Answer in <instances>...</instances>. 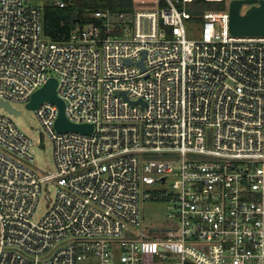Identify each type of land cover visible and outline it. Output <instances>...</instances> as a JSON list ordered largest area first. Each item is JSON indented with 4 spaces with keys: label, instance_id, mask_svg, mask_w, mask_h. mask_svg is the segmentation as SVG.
Here are the masks:
<instances>
[{
    "label": "built area",
    "instance_id": "built-area-1",
    "mask_svg": "<svg viewBox=\"0 0 264 264\" xmlns=\"http://www.w3.org/2000/svg\"><path fill=\"white\" fill-rule=\"evenodd\" d=\"M197 1L97 10L54 42L42 6L0 0V101L28 104L55 78L68 121L91 126L62 133L55 104L35 110L49 174L0 107V264H264V37L230 33L234 0ZM148 202L168 223L144 231Z\"/></svg>",
    "mask_w": 264,
    "mask_h": 264
},
{
    "label": "rangeland",
    "instance_id": "rangeland-1",
    "mask_svg": "<svg viewBox=\"0 0 264 264\" xmlns=\"http://www.w3.org/2000/svg\"><path fill=\"white\" fill-rule=\"evenodd\" d=\"M143 0H135V5H139ZM149 1V0H144ZM29 4L32 6H46L50 4H55L56 0H28ZM150 5V4H146ZM248 6H244L243 10L246 11ZM189 29V24H188ZM77 28H81L77 26ZM199 32L189 34V38H198ZM50 76L55 75L50 73ZM12 105L21 111V115L12 116L14 121L17 123L18 127L26 133L30 138L34 140L37 144L38 141L40 145H35L33 147L32 153L35 158V166L41 171L49 174H54L56 172V165L54 159V142L51 139L49 133L41 125L40 120L37 116L35 110H29L26 103H12ZM4 111L0 109V113ZM50 195L51 200L54 199L56 194V186L54 182H48L44 186L43 194L40 197L39 203L35 210L34 220H41L50 209V202L47 195ZM143 222H144V231H149L150 228L154 226H160L161 224L168 223V210L165 204L148 202L143 205Z\"/></svg>",
    "mask_w": 264,
    "mask_h": 264
},
{
    "label": "water",
    "instance_id": "water-1",
    "mask_svg": "<svg viewBox=\"0 0 264 264\" xmlns=\"http://www.w3.org/2000/svg\"><path fill=\"white\" fill-rule=\"evenodd\" d=\"M243 6H250L242 13ZM229 30L236 37H264V1L260 0H234L229 7ZM138 65L144 69L143 60ZM57 79L51 78L47 84L31 98L27 104L29 110H36L43 102H51L59 109L55 128L57 131L65 133L75 131L79 133H89L90 125H75L68 121L65 115V103L57 94ZM0 107H3L13 116L21 115V112L12 108L7 102L0 101Z\"/></svg>",
    "mask_w": 264,
    "mask_h": 264
},
{
    "label": "trees",
    "instance_id": "trees-1",
    "mask_svg": "<svg viewBox=\"0 0 264 264\" xmlns=\"http://www.w3.org/2000/svg\"><path fill=\"white\" fill-rule=\"evenodd\" d=\"M67 7L55 4L43 7V26L47 38L54 42L67 40L77 26L81 28L93 22L91 12L110 9L116 13L134 11L135 0H65ZM224 4H209L198 0L190 6V11L200 13L207 9H223Z\"/></svg>",
    "mask_w": 264,
    "mask_h": 264
}]
</instances>
